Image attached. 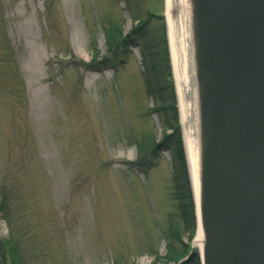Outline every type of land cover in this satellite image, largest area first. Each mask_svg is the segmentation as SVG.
<instances>
[{
    "label": "rangeland",
    "instance_id": "obj_1",
    "mask_svg": "<svg viewBox=\"0 0 264 264\" xmlns=\"http://www.w3.org/2000/svg\"><path fill=\"white\" fill-rule=\"evenodd\" d=\"M126 2L0 0V241L21 264H165L171 231L191 253L195 226L180 215L169 151L134 165L138 140L164 128L140 46L113 69L77 65L103 64L111 22L127 32L150 12L162 17L142 32L165 28L166 0Z\"/></svg>",
    "mask_w": 264,
    "mask_h": 264
},
{
    "label": "water",
    "instance_id": "obj_2",
    "mask_svg": "<svg viewBox=\"0 0 264 264\" xmlns=\"http://www.w3.org/2000/svg\"><path fill=\"white\" fill-rule=\"evenodd\" d=\"M189 4L200 85L198 214L187 163L203 239L194 246L200 264H264V0ZM169 5L174 18L180 5Z\"/></svg>",
    "mask_w": 264,
    "mask_h": 264
},
{
    "label": "trees",
    "instance_id": "obj_3",
    "mask_svg": "<svg viewBox=\"0 0 264 264\" xmlns=\"http://www.w3.org/2000/svg\"><path fill=\"white\" fill-rule=\"evenodd\" d=\"M129 10L133 11L132 8H129ZM152 16L157 18L162 17L160 14L155 15V13L148 12L146 17L142 19L134 14L132 18L134 23H132L127 32L123 30L119 22L107 24L104 30V37L107 43V55L99 62L104 61L103 64L109 63L115 65L117 57L122 59V61L126 59V53L131 45L138 44L140 46L145 90L150 97L155 99L157 105L153 108L158 111L159 116L162 118L164 128L160 139L149 135L138 140L136 146L137 163L142 165L145 162L144 158L147 154L156 157L163 148H167L170 151L176 180L175 198L178 203L180 215L193 228V203L188 184L181 133L178 126L176 99L164 24L162 23L160 25L159 33L153 37L148 32L147 34L142 32V29L145 25H148ZM92 57L94 59L98 57L96 49ZM165 81H168V84H165ZM168 128L170 131H168ZM7 244L6 241H0V264H21L19 254L15 253L16 245L12 246L8 252L6 247L8 246L9 248V245ZM166 246L165 264H167V259L173 261L174 264H199L198 256L192 248L191 253L187 254V257L184 258L188 245L181 241L178 232L171 231L168 234ZM154 259L162 260L161 256L156 252L154 253Z\"/></svg>",
    "mask_w": 264,
    "mask_h": 264
},
{
    "label": "bare ground",
    "instance_id": "obj_4",
    "mask_svg": "<svg viewBox=\"0 0 264 264\" xmlns=\"http://www.w3.org/2000/svg\"><path fill=\"white\" fill-rule=\"evenodd\" d=\"M172 5L178 3L179 10L174 18L170 15L169 3ZM166 19L168 23L169 46L172 56H176V68H178V77L180 81L179 95L181 96L180 113L181 119L186 124L183 129L185 150L188 163V169L194 187L197 200L198 214V161H199V137L198 126V98L200 85H198V72L196 70V48H193V39L191 33L190 4L189 0H166ZM176 24V33L171 34V24ZM175 42L178 44V52L174 54ZM202 234L198 220V227L194 237V245L200 251L202 247Z\"/></svg>",
    "mask_w": 264,
    "mask_h": 264
}]
</instances>
